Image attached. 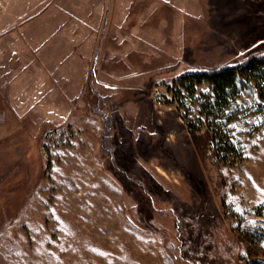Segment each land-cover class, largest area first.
<instances>
[{"label":"rangeland","instance_id":"obj_1","mask_svg":"<svg viewBox=\"0 0 264 264\" xmlns=\"http://www.w3.org/2000/svg\"><path fill=\"white\" fill-rule=\"evenodd\" d=\"M258 53L264 0H0V264H264V115L224 164L168 91Z\"/></svg>","mask_w":264,"mask_h":264},{"label":"trees","instance_id":"obj_2","mask_svg":"<svg viewBox=\"0 0 264 264\" xmlns=\"http://www.w3.org/2000/svg\"><path fill=\"white\" fill-rule=\"evenodd\" d=\"M168 86L171 102L182 110V117L195 130L207 126L211 131V147L224 164L241 159L243 147H237L233 121L240 110L238 100L243 93L264 115V53L253 54L233 65L197 68L181 74ZM206 83L208 90L201 88ZM191 118H194L193 121Z\"/></svg>","mask_w":264,"mask_h":264}]
</instances>
